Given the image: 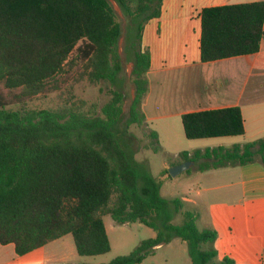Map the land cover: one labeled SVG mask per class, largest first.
I'll return each mask as SVG.
<instances>
[{"label":"trees","instance_id":"obj_1","mask_svg":"<svg viewBox=\"0 0 264 264\" xmlns=\"http://www.w3.org/2000/svg\"><path fill=\"white\" fill-rule=\"evenodd\" d=\"M132 19L129 48L133 54L135 95L127 125L144 124L142 102L148 91L150 52L142 48L145 25L158 18L163 0H115ZM200 57L209 63L255 54L264 40V1L202 9ZM121 23L108 0H0V244H13L23 256L71 234L80 256L110 250L104 216L117 224L141 223L156 230L128 255L106 264H141L159 245L179 238L188 244L192 264L216 261L209 246L215 229H199L195 212L178 199L161 194L162 178L147 162H138L136 138L120 137L125 95L110 89L99 106L64 98L52 108L37 109L27 99L45 91L66 65H80L91 85L113 86L122 70ZM189 140L242 136L237 106L182 115ZM146 148L161 150L155 131ZM201 171L264 166V138L231 148L182 152ZM171 178L168 169L161 175ZM181 224L173 222L176 215Z\"/></svg>","mask_w":264,"mask_h":264},{"label":"crops","instance_id":"obj_2","mask_svg":"<svg viewBox=\"0 0 264 264\" xmlns=\"http://www.w3.org/2000/svg\"><path fill=\"white\" fill-rule=\"evenodd\" d=\"M257 1L264 0H163L160 16L145 25L142 48L150 52V68L148 91L141 106L144 124L148 132L157 133L161 152L175 150L169 153L174 159H164L157 175L152 169L151 150L145 149L142 157L145 161L137 158L140 150L136 152L135 159L147 162L154 177L164 181L166 177L161 175L165 169L184 162L180 157L182 152L192 154L207 148H231L264 138V40L255 54L209 63L201 62L200 57L202 9ZM235 106L243 115L244 135L198 140L185 137L182 115ZM185 171L189 176L195 175L201 187L195 189L196 193L210 198L208 209L212 220L207 216V224L202 229L214 228L216 241L221 238L220 227L227 230L229 242L251 241L238 243V248L246 253L260 251L264 264L263 164L256 160L243 166L201 171L193 162ZM197 216L199 227V213ZM238 225L244 231L234 236L232 228ZM34 251L19 256L13 244H0V264H32L42 257L46 258L42 264H53L55 258L62 261L55 255ZM223 257L235 261L232 253Z\"/></svg>","mask_w":264,"mask_h":264},{"label":"rangeland","instance_id":"obj_3","mask_svg":"<svg viewBox=\"0 0 264 264\" xmlns=\"http://www.w3.org/2000/svg\"><path fill=\"white\" fill-rule=\"evenodd\" d=\"M113 7L119 22L121 23L122 36L119 40V53L122 60L123 70L113 86L109 83H101L99 85H91L86 76L83 75V69L80 65H66L63 73L47 84L44 92L27 99V103L32 108L43 109L56 107L64 98L72 100H84L86 103H97L99 106L105 104L110 98V89H118L125 95L124 113L122 122L120 123V137L126 140L127 134H132L136 138L138 150L140 152L137 158L141 161L145 154L146 144L148 143L147 128L145 124L141 126L130 125L126 126L129 114V108L135 95V87L132 81L133 72V54L129 48V41L132 36L131 29L133 21L128 17L115 0H108ZM0 92L6 90L0 86ZM145 143V145H144ZM148 149V148H147ZM151 150V149H148ZM152 151V150H151ZM153 173L157 175L162 166L164 159L173 160V149L161 150L152 153ZM136 155V154H135ZM161 194L167 199L178 198L184 205V209L199 213V227L204 228L207 224V216L212 220L208 205L210 198L198 195L195 191L199 184L195 175L189 176L186 171L181 172L176 177L165 178L162 182ZM201 188V187H199ZM104 223L107 235L110 242V250L101 255L95 256H80L77 253L74 239L71 234L65 235L57 240L48 243L44 247L34 251L41 255H55L61 260L53 261V264H106L116 257L128 255L144 240L154 238L157 234L156 230L141 223L117 224L110 215L104 216ZM173 222L175 224L182 223L180 214L176 215ZM211 229H214L211 227ZM244 228L240 225L232 228L234 236L243 233ZM220 240L210 243L209 246L217 251L216 261L223 258L226 253H232L236 264H263L260 251L246 253L238 248V243L251 241H227V230L219 228ZM257 241V240H256ZM234 245V246H233ZM259 247V246H258ZM35 254V253H34ZM42 260L34 261L32 264L44 263ZM13 264V263H12ZM141 264H192L189 256L188 244L179 238H173L166 244L159 245L156 250L149 254Z\"/></svg>","mask_w":264,"mask_h":264},{"label":"water","instance_id":"obj_4","mask_svg":"<svg viewBox=\"0 0 264 264\" xmlns=\"http://www.w3.org/2000/svg\"><path fill=\"white\" fill-rule=\"evenodd\" d=\"M192 164H193L192 161H189V160L184 161L181 164H178V165H175L173 167L168 168V173H169L170 177H176L181 172L188 169L190 167V165H192Z\"/></svg>","mask_w":264,"mask_h":264}]
</instances>
